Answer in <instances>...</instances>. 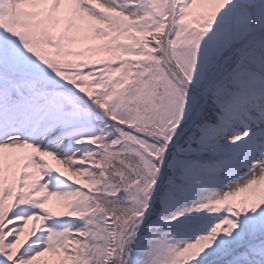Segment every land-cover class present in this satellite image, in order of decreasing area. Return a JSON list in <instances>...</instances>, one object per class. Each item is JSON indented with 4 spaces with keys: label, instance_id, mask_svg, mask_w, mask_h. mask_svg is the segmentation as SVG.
Instances as JSON below:
<instances>
[{
    "label": "snow or ice",
    "instance_id": "obj_1",
    "mask_svg": "<svg viewBox=\"0 0 264 264\" xmlns=\"http://www.w3.org/2000/svg\"><path fill=\"white\" fill-rule=\"evenodd\" d=\"M0 264H264V0H0Z\"/></svg>",
    "mask_w": 264,
    "mask_h": 264
}]
</instances>
